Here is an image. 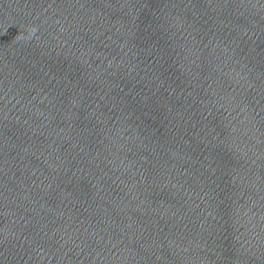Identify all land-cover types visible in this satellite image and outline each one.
<instances>
[{
    "label": "water",
    "instance_id": "1",
    "mask_svg": "<svg viewBox=\"0 0 264 264\" xmlns=\"http://www.w3.org/2000/svg\"><path fill=\"white\" fill-rule=\"evenodd\" d=\"M0 155L62 264H264V0H0Z\"/></svg>",
    "mask_w": 264,
    "mask_h": 264
}]
</instances>
